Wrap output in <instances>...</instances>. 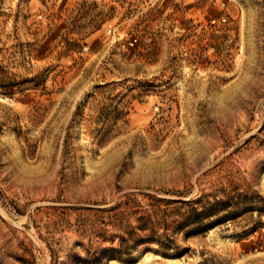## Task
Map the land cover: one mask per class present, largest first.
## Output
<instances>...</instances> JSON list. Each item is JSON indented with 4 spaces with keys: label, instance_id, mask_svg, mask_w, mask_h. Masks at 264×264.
I'll return each instance as SVG.
<instances>
[{
    "label": "rangeland",
    "instance_id": "374dc122",
    "mask_svg": "<svg viewBox=\"0 0 264 264\" xmlns=\"http://www.w3.org/2000/svg\"><path fill=\"white\" fill-rule=\"evenodd\" d=\"M148 194L234 216L121 244ZM0 264H264V0H0Z\"/></svg>",
    "mask_w": 264,
    "mask_h": 264
},
{
    "label": "trees",
    "instance_id": "16d2710c",
    "mask_svg": "<svg viewBox=\"0 0 264 264\" xmlns=\"http://www.w3.org/2000/svg\"><path fill=\"white\" fill-rule=\"evenodd\" d=\"M192 203H200V201ZM209 204L211 205L209 207L202 205V210L192 206L187 212H182L186 207L184 200L148 194L144 199L128 197L127 200L108 209L99 210L110 213L107 223L119 230L118 237L121 244L138 245L157 242L164 249L169 250L175 244L173 236L176 231L184 230L188 235L202 234L214 227L217 221L234 216V213L228 212L227 215L219 217L221 211L218 208L223 206L228 210L232 206L230 202L216 199L214 202L209 201ZM123 205L127 208L123 209Z\"/></svg>",
    "mask_w": 264,
    "mask_h": 264
}]
</instances>
